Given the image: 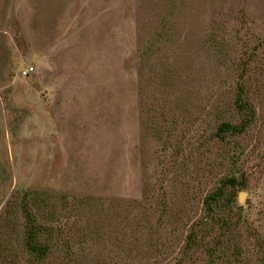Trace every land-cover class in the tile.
<instances>
[{
    "label": "rangeland",
    "instance_id": "1",
    "mask_svg": "<svg viewBox=\"0 0 264 264\" xmlns=\"http://www.w3.org/2000/svg\"><path fill=\"white\" fill-rule=\"evenodd\" d=\"M0 264H264V0H0Z\"/></svg>",
    "mask_w": 264,
    "mask_h": 264
},
{
    "label": "trees",
    "instance_id": "2",
    "mask_svg": "<svg viewBox=\"0 0 264 264\" xmlns=\"http://www.w3.org/2000/svg\"><path fill=\"white\" fill-rule=\"evenodd\" d=\"M235 185H236L235 180H232V181H231V186L234 187ZM218 196H219V195L212 196L211 200H217ZM209 207H210V206H209Z\"/></svg>",
    "mask_w": 264,
    "mask_h": 264
},
{
    "label": "built area",
    "instance_id": "3",
    "mask_svg": "<svg viewBox=\"0 0 264 264\" xmlns=\"http://www.w3.org/2000/svg\"><path fill=\"white\" fill-rule=\"evenodd\" d=\"M31 71H33V68L27 69L26 71H24V75H28Z\"/></svg>",
    "mask_w": 264,
    "mask_h": 264
}]
</instances>
